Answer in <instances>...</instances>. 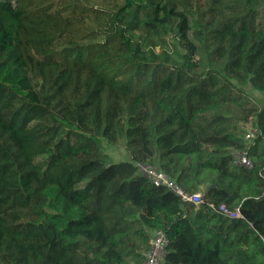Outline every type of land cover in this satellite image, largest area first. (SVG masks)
<instances>
[{"label": "trees", "instance_id": "obj_1", "mask_svg": "<svg viewBox=\"0 0 264 264\" xmlns=\"http://www.w3.org/2000/svg\"><path fill=\"white\" fill-rule=\"evenodd\" d=\"M248 84L264 95V0H0V264H141L156 228L162 264H264Z\"/></svg>", "mask_w": 264, "mask_h": 264}, {"label": "built area", "instance_id": "obj_2", "mask_svg": "<svg viewBox=\"0 0 264 264\" xmlns=\"http://www.w3.org/2000/svg\"><path fill=\"white\" fill-rule=\"evenodd\" d=\"M245 139L248 144L254 143L256 137L260 133V129L251 118L249 122L244 125ZM250 146V145H249ZM249 146L235 152L234 163L242 165L248 169L254 167L253 159L249 153ZM138 169L141 175L146 177L156 186H165L175 192L184 201L193 203L197 208L203 204V195L201 192H188L181 185H179L175 179L171 178L163 169L159 166L150 163H138ZM220 212L225 213L228 216H240L239 209L236 211L230 210L225 204L216 208ZM170 240L166 232L160 228H156L151 231L150 239L148 241V249L145 253L144 259L141 264H162L165 256L168 252Z\"/></svg>", "mask_w": 264, "mask_h": 264}, {"label": "rangeland", "instance_id": "obj_3", "mask_svg": "<svg viewBox=\"0 0 264 264\" xmlns=\"http://www.w3.org/2000/svg\"><path fill=\"white\" fill-rule=\"evenodd\" d=\"M169 39L172 41L173 37H169ZM246 90L251 92L258 99L263 100L264 95L261 92L255 90L251 86V84L246 85ZM252 142H254V140ZM106 151L110 155V157H111V159L113 161L119 162V161H122V160L130 159V153H129L128 150L125 149V147L117 148L115 146L107 145L106 146Z\"/></svg>", "mask_w": 264, "mask_h": 264}]
</instances>
